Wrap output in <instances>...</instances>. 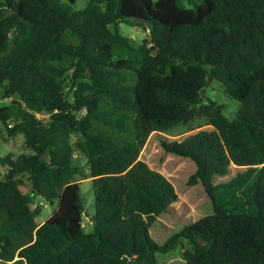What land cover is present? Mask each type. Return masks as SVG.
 I'll return each instance as SVG.
<instances>
[{"label":"trees","instance_id":"16d2710c","mask_svg":"<svg viewBox=\"0 0 264 264\" xmlns=\"http://www.w3.org/2000/svg\"><path fill=\"white\" fill-rule=\"evenodd\" d=\"M74 2L0 0V134L32 151L0 157V264H164L177 248L180 264H264V0ZM139 22L143 39L121 31ZM212 81L234 118L205 98ZM196 120L211 129L161 146L195 164L212 213L158 244L181 199L139 156ZM35 195L56 204L42 223ZM14 238L29 240L15 255Z\"/></svg>","mask_w":264,"mask_h":264},{"label":"rangeland","instance_id":"374dc122","mask_svg":"<svg viewBox=\"0 0 264 264\" xmlns=\"http://www.w3.org/2000/svg\"><path fill=\"white\" fill-rule=\"evenodd\" d=\"M151 1L154 2L156 0ZM87 2L88 0H75L73 8L75 10H81L86 6ZM120 28L125 36L134 40H141L146 37L149 26L146 22H139L133 27L121 25ZM205 98L222 105L224 107L223 113L228 119L234 118L239 107V102L237 100L227 98L223 93L219 82H210L206 88ZM6 103L7 101H2L0 97V107ZM210 129L211 127L208 126L204 120H196L188 126L179 125L169 131L153 132L147 139L140 153L139 159L145 162L151 169L161 173L166 179H168L181 199L180 202L173 203L170 206L168 211L173 215L170 216L171 218L167 217L169 216L167 213H163L151 228V237L158 244H162L171 234L177 232L181 227L212 213L210 201L201 185L199 183L194 185L188 183L190 176L195 172V164L187 158L165 152L161 146V141L180 142L189 134L199 130ZM22 153H32L30 149L24 147L23 136L16 135L14 137L7 138L6 132L2 131L0 134V157L12 154L13 158H16ZM73 153L76 157H78V159H80L81 164H83L84 158L78 153V151L74 149ZM0 173H4V169L1 165ZM86 174L89 177L88 170H86ZM21 189L24 192L29 191V185L26 181L22 185ZM80 189L86 212L83 214V224L85 225V231H89L91 226L88 222L86 214H93L91 182L85 178L81 179ZM30 191L33 193L32 190ZM34 201L37 206H40V214L37 217V222L42 223L55 211L56 204H50L38 195L34 196ZM26 240L27 239L24 238H14L11 246L12 253H14L19 246L26 242ZM177 249H174L171 252H174L172 255H167L165 257L159 255V260L161 259L164 264H180L181 259L179 253H176Z\"/></svg>","mask_w":264,"mask_h":264},{"label":"crops","instance_id":"0c3cea01","mask_svg":"<svg viewBox=\"0 0 264 264\" xmlns=\"http://www.w3.org/2000/svg\"><path fill=\"white\" fill-rule=\"evenodd\" d=\"M87 217V216H86ZM29 243V240H26V242H24L21 246H19L15 251H14V255L16 254L17 250L25 245H27Z\"/></svg>","mask_w":264,"mask_h":264},{"label":"water","instance_id":"95a60500","mask_svg":"<svg viewBox=\"0 0 264 264\" xmlns=\"http://www.w3.org/2000/svg\"><path fill=\"white\" fill-rule=\"evenodd\" d=\"M202 95H204V92L202 91ZM33 191V190H32Z\"/></svg>","mask_w":264,"mask_h":264}]
</instances>
